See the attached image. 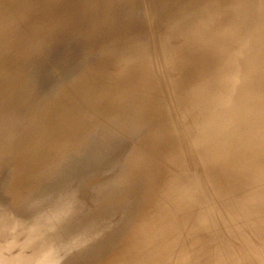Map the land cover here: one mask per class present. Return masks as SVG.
<instances>
[{
	"label": "rangeland",
	"instance_id": "rangeland-1",
	"mask_svg": "<svg viewBox=\"0 0 264 264\" xmlns=\"http://www.w3.org/2000/svg\"><path fill=\"white\" fill-rule=\"evenodd\" d=\"M0 9V32L29 42L25 75L0 77V264H43L55 247L58 260L44 264H264V0H0ZM12 45L0 44L4 57L16 56ZM124 52L138 57L117 62ZM13 74L25 85L7 86ZM56 114L77 141L55 135L51 150L36 149ZM56 232L71 235L70 248Z\"/></svg>",
	"mask_w": 264,
	"mask_h": 264
},
{
	"label": "bare ground",
	"instance_id": "bare-ground-1",
	"mask_svg": "<svg viewBox=\"0 0 264 264\" xmlns=\"http://www.w3.org/2000/svg\"><path fill=\"white\" fill-rule=\"evenodd\" d=\"M3 2H4V1H3ZM21 2H22V1H21ZM1 3H2V2H1ZM30 3H31V2H30ZM35 3H36V2H35ZM41 3H42V2H41ZM68 3H69V2H68ZM94 3H96V2H94ZM6 4H7V3H6ZM6 4H5V5H6ZM18 4H19V3H18ZM38 4H39V3H38ZM97 4H99V6H97V7H100L101 9H104V8H105L104 6H103L104 8H102V6H100V5H102L101 3L97 2ZM97 4H96V5H97ZM203 4H204V3H203ZM12 5H13V4H12ZM93 5H94V4H93ZM103 5H104V4H103ZM195 5H196V4H195ZM1 6H2V5H1ZM10 6H11V5H10ZM33 6H35V5H33ZM36 6H38V5H36ZM41 6H42V5H41ZM48 6H49V5H48ZM63 6H64V4H63ZM19 7H20V5H19ZM27 7H28V6H27ZM31 7H32V6H31ZM39 7H40V5H39ZM93 7H94V6H93ZM57 8H59V7H57ZM209 8H210V7H209ZM1 9H2V8H1ZM1 9H0V10H1ZM52 9H53V8H52ZM101 9H98V10H101ZM207 9H208V8H207ZM2 10H3V9H2ZM25 10H26V9H25ZM45 10H46V12H47V9H45ZM63 10H64V9H63ZM19 11H20V10H19ZM21 11H22V9H21ZM43 11H44V10H43ZM49 11H50V10H49ZM53 11H54V10H53ZM211 11H212V10H211ZM0 12H1V11H0ZM6 12H7V11H6ZM16 12H17V11H16ZM16 12H15V13H16ZM29 12H30V11H29ZM50 12H51V11H50ZM60 12H62V11H60ZM212 12H214V11H212ZM0 14H1V13H0ZM16 14H17V13H16ZM55 14H56V13H55ZM12 15H13V14H12ZM41 15H42V14H41ZM41 15H40V16H41ZM27 16H28V15H27ZM35 16H36V15H35ZM37 16H38V14H37ZM45 16H46L47 18L50 17V16H48V15H45ZM209 16H210V15H209ZM2 17H3V16H2ZM212 17H213V16H212ZM3 18H4V17H3ZM47 18H44V20L47 19ZM74 18H75V17H74ZM1 19H2V18H1ZM5 19H7V18H5ZM8 19H9V18H8ZM30 19H31V18H30ZM59 19H60V18H59ZM59 19H57V20H59ZM3 20H4V19H3ZM47 20H48V19H47ZM70 20H72V19H70ZM209 20H211V19L209 18ZM45 21H46V20H45ZM68 21H69V20H68ZM211 22H212V21H211ZM2 23H3V22H2ZM5 23H6V22H5ZM43 23H44V22H43ZM52 23H54V22H52ZM105 23H106V22H105ZM105 23H104V24H105ZM0 24H1V23H0ZM10 24H11V23H10ZM77 24H78V23H77ZM77 24H76V25H77ZM107 24H108V22H107ZM48 25H49V24H48ZM84 25H86V24H84ZM0 26H2V25H0ZM7 26H8V25H7ZM74 26H75V25L73 24V27H74ZM90 26L92 27V25H90ZM104 26H105V28H106V24H105ZM49 27H52V26L49 25ZM70 27H71V26H70ZM73 27H72V29H73ZM91 27H88V28H91ZM88 28H86V29H88ZM144 28H145V27H144ZM86 29H84V30L86 31ZM1 30H2V31L0 32V39H1L0 42H1V43L8 42L9 39H10V42L13 43L12 48H15V51H16V52H15V51H14V52L16 53V56H17V60H16L15 64H14V65H9V60L15 58L16 56H13V55H12V57H9V56L4 57V56H6V55H4V54H6V51H3V47H4V46L1 47V49H0V54H1V56H2L3 58L0 59V64H1V65H0V68H2L4 71H3V73H0V77L2 76V78H3L4 76L6 77V76L8 75V72H7L8 69H9V71H10L11 74H12L13 72L15 73V71L17 72V71H19V70L21 69V67H22V66H21V63L24 62L23 60H25V59L28 58V47H29V46L27 47V45L29 44V42H28V43H26V42L24 43L23 41H21V38H22L21 35H18V36H20L21 38H18V37L16 36V34H14V33H13V34H14V35H13L12 32H14V31H13L12 28H10V27H7V28H6V26H5V29H1ZM17 30H18V29H17ZM45 30H46V29H45ZM45 30L43 29V31H45ZM76 31H77V29H76ZM76 31H74V33H75ZM96 31L98 32V30H95V33H96ZM81 32L85 33L84 31H80V32L78 33L79 36H80ZM145 32H146V31H145ZM60 33H61V32H60ZM141 33H142V32H140V34H141ZM76 34H77V33H76ZM76 34L74 35V37L78 35V34H77V35H76ZM86 35H88V34H86ZM11 37H12V38H11ZM74 37H72V38L74 39ZM89 37H91V36H89ZM89 37H88V38H89ZM142 37H143V36H142ZM80 38H81V37H80ZM80 38H78V39H80ZM73 39H71V41H72ZM86 39H87V38H86ZM90 40H94V39H91V38H90ZM101 40H102V39H101ZM42 41H43V40H42ZM49 41H51V40H49ZM75 41H76V40H75ZM77 41H79V40H77ZM95 41H96V40H95ZM141 41H142V40H141ZM22 42H23L24 44H23ZM80 42H81V41H79V43H80ZM82 42H83V41H82ZM84 42H85V41H84ZM102 42L104 43L105 41L103 40ZM102 42H101V45H102ZM1 43H0V44H1ZM68 43H69V42H68ZM72 43H74V41H73ZM79 43H76V44H79ZM98 43H99V42H98ZM107 43H109V42H107ZM107 43H106V44H107ZM134 43H135V42H134ZM80 44H82V43H80ZM95 44H97V43H95ZM135 44H136V43H135ZM142 44H143V43H142ZM6 45H7V44H6ZM116 45H117V44H115V46H116ZM8 46H9V45H7V47H8ZM73 46H74V44L72 45V47H73ZM84 46H85V45H84ZM115 46H112V47L116 48ZM142 46H143V45H142ZM142 46H140V47H142ZM75 47H77V45H75ZM79 47H80V46H79ZM87 47H88V46H87ZM102 47H103V46H101V48H102ZM107 47H108L107 49L109 50V49H110V48H109V45H107ZM144 47H145V44H144ZM150 47H151V44H150ZM58 48H59V47H58ZM91 48H93V47L91 46ZM91 48H90V49H91ZM96 48H97V47H96ZM101 48H99V49H101ZM114 48H111V50L113 51ZM55 49H56V48H55ZM68 49H69V47H68ZM74 49H75V48H74ZM81 49H83V48L81 47ZM90 49H89V52H90V51H91V52H94V51H93L94 49H91V50H90ZM99 49H97V50H99ZM107 49H106V50H107ZM139 49H140V48H139ZM142 49H143V48H142ZM142 49H141V50H142ZM111 50H109V51H111ZM115 50H116V49H114V52H115ZM144 50H145V49L142 50L143 53H144ZM152 50H153V47H152ZM152 50H151V52H152ZM52 51H53V50H52ZM66 51H68V50H66ZM74 51L77 52L78 49H77V50H74ZM82 51H84V49H83ZM118 51L122 52L121 50H118ZM142 51H141V54H143ZM33 52H34V50H33ZM96 52H98V51H96ZM104 52H105V50H104ZM114 52H113V53H114ZM50 53H51V52H50ZM60 53H61V52H60ZM60 53H59V54H60ZM62 53H63V51H62ZM77 53H78V52H77ZM100 53H101V52H100ZM115 53H117V54H116V56H117V55H118V52H115ZM126 53H129V52H126ZM126 53L124 52L123 54H121V57H122V58L119 57V58H117L118 60L116 59V61L118 62L119 59H120V60L123 59V60L126 61V62L129 61V60H127V59H126V60L124 59V58H125L126 56H128V55L130 56V53H129L128 55H126ZM134 53H135V51H134ZM138 53H139V52H138ZM11 54H13V53H11ZM11 54L9 53V55H11ZM17 54H18V55H17ZM63 54H64V53H63ZM71 54H72V52H71ZM79 54H80V53H79ZM124 54L126 55L125 57L122 56V55H124ZM146 54H147V53H146ZM146 54H145V55H146ZM151 54H152V53H151ZM50 55H51V54H49L48 56H50ZM57 55H58V54H57ZM61 55H62V54H61ZM67 55H68V53L66 54V56H67ZM80 55H81V54H80ZM80 55H79L78 57H80ZM131 55H132V56H130L129 58L127 57L128 59L131 60V61H129V63H130V62L133 63V61H132L131 58L134 57V56H136L135 54H134V56H133V54H131ZM139 55H140V53H139ZM152 55H153V54H152ZM71 56L73 57V54H72ZM82 56H83V55H82ZM141 56H142V55H141ZM29 57H30V56H29ZM78 57H77V58H78ZM83 57H84V56H83ZM113 57H114V56H113ZM136 57H138V56H136ZM152 57H153V56H152ZM0 58H1V57H0ZM43 58H44V56H43ZM43 58H41V59H43ZM77 58L74 56V60L77 59ZM84 58H85V57H84ZM140 58H141V57H140ZM147 58H148V57H147ZM41 59H39V61H40ZM78 59H81V60H82V58H78ZM138 59H139V58H137V59H135V60L137 61ZM143 59H144V58H141V59H139V60H143ZM135 60H134V61H135ZM148 60H149V58H148ZM10 61H11V60H10ZM22 61H23V62H22ZM44 61H45V59H44ZM79 61H80V60H79ZM85 61H86V59H85ZM110 61H111V60H110ZM114 61H115V60H114ZM124 61H123V62H124ZM152 61H153V60H152ZM50 62H51V61H50ZM52 62H53V60H52ZM75 62H76V61H74V64H75ZM89 62H90V61H88L87 63H89ZM143 62H144V61H143ZM29 63H30V62H28V66L30 65ZM87 63H86V64H87ZM91 63H92V62H90L89 65H91ZM121 63H122V62H121ZM129 63H127V64H129ZM153 63H155V61H154ZM26 64H27V63H26ZM26 64H25V66H23L24 68L27 67ZM52 64H53V63H52ZM57 64H58V63H57ZM106 64H107V63H106ZM106 64L104 63V65H106ZM127 64L125 63L124 65L127 66ZM130 64H131V63H130ZM140 64H141V62H139V65H140ZM39 65H40V63H39ZM70 65H71V64H70ZM89 65H87V66H89ZM122 65H123V64H122ZM122 65H121V66H122ZM136 65H137V63H136ZM55 66H56V64H55V61H54V67H55ZM60 66L62 67V66H64V65H60ZM73 66H74V65H73ZM73 66H71V67L69 68V69H70V72H69V73H68L69 69H67L68 71H66V72H67L68 74H71V73H72L71 70H75V69L77 68L76 65H75L76 68L73 69V68H72ZM114 66H119V65H114ZM126 66H125V67H126ZM153 66H155V65L153 64ZM32 67H33V66H32ZM41 67L43 68L44 66H41ZM41 67H40L39 71H41ZM50 67H51V66H50ZM68 67H69V66H68ZM91 67H92V66H90L89 68H91ZM101 67H102V66H101ZM30 68H31V66H30ZM52 68H53V67H51V69H52ZM57 68H59V67L57 66ZM62 68H63V67H62ZM65 68H67V66H65ZM71 68H72V69H71ZM113 68H114V67H113ZM115 68H117V67H115ZM115 68H114V69H115ZM122 68H123V67H122ZM158 68H159V67H158ZM22 69H23V68H22ZM43 69H45V67H44ZM43 69H42V70H43ZM135 69H139V68H135ZM135 69H133V72L135 71ZM25 70H26V71H24V70L21 71V70H20L19 73H21V74L24 76V75H25V72H27V69H25ZM55 70H56V69H55ZM55 70H54V71H55ZM59 70H60V68H59ZM59 70H58V71H59ZM63 70H64V68H63ZM63 70H62V71H63ZM76 70H77V69H76ZM115 70H117V69H115ZM129 70H130V69H129ZM155 70H156V69H155ZM11 71H12V72H11ZM28 71H29V69H28ZM52 71H53V70H52ZM54 71H53V72H54ZM79 71H82V70H79ZM123 71H124V70H123ZM130 71H132V70H130ZM130 71H128V73H130ZM5 72H6V74H5ZM45 72H46V71H45ZM56 72H57V71H56ZM74 72L76 73V71H73V73H74ZM84 72H85V71H84ZM114 72H115V74H116V71H114ZM114 72H113V73H114ZM161 72H162V71H161ZM10 73H9V76H10V77L7 76V77H9V79L11 78ZM23 73H24V74H23ZM54 73H55V72H54ZM64 73H65V71H64ZM77 73H78V72H77ZM82 73H83V72H82ZM111 73H112V72H111ZM123 73H124V72H123ZM126 73H127V72H126ZM128 73H127V75H126V74H124V75H125V76H128ZM21 74H20V75H21ZM52 74H53V73H52ZM52 74H47L46 76L49 77V75L51 76ZM80 74H81V72H80ZM80 74H79V75H80ZM13 75H15V74H13ZM13 75H12V76H13ZM20 75H15V76H13V77H12V78H13L12 81L15 80L17 76H20ZM53 75H54V74H53ZM56 75H57V74H56ZM59 75H60V73H59ZM72 75H73V74H72ZM81 75H82V74H81ZM109 75H111V74H109ZM121 75H122V74H121ZM121 75H120V76H121ZM130 75H131V74H130ZM133 75H134V73H133ZM157 75H158V74H157ZM157 75H156V76H157ZM36 76H37V75H36ZM36 76L34 77V79H36V81H37ZM40 76H42V75H40ZM40 76H39V77H40ZM57 76H58V75H57ZM57 76L54 75V78L57 77ZM62 76L64 77V76H66V75H63V74H62ZM73 76H74V75H73ZM112 76H113V75H112ZM120 76H118V78H120ZM122 76H123V75H122ZM7 77H6V78H7ZM52 77H53V76H52ZM60 77H61V76H60ZM66 77H67V76H66ZM68 77H69V75H68ZM71 77H72V76H71ZM71 77H69L70 79H68V78H67V79H68V80H72ZM76 77H77V76H76ZM78 77H79V76H78ZM115 77H116V75H115ZM115 77L113 76V78H115ZM128 77H130V76H128ZM2 78H0V79H2ZM6 78H5V79H6ZM21 78H22V79H21L22 81H23V78L26 79V77H21ZM58 78H59V76H58ZM64 78H65V77H64ZM73 78H75V76H74ZM130 78H132V76H131ZM133 78H134V77H133ZM9 79H8V80H9ZM17 79H18V81H20V83L22 82L21 80H19V78H17ZM17 79H16V80H17ZM34 79H33V80H34ZM50 79H51V77H50ZM55 79H56V78H55ZM55 79H53V80L51 79V80H52V81H55ZM67 79H66V80H67ZM3 80H4V78L2 79V81H3ZM16 80H15V81H16ZM38 80H39V79H38ZM41 80L45 81V80H48V79H47V77H46V79H45V78H44V79H40V81H41ZM51 80H50V81H51ZM58 80H59V79H58ZM58 80H57V81H58ZM66 80L64 79L62 82L66 81ZM79 80H82V79H79ZM122 80H124V79H122ZM122 80H120V81H122ZM127 80H128V79H127ZM9 81H10V80H9ZM77 81H78V80H77ZM114 81H115V80H114ZM124 81H126V79H125ZM48 82H49V80H48ZM48 82L46 81L47 84H48ZM59 82H60V81H59ZM107 82H108V83H107ZM107 82H106V83L109 85V81H107ZM116 82H117V80H116ZM118 82H119V81H118ZM4 83H5V82H3V84H4ZM15 83H16V84H14V81H13V83L10 82V83L8 84V81H7V86H10V87L12 88V86L14 87V85H17V84H18L17 82H15ZM35 83H36V82H35ZM37 83H38V82H37ZM57 83H58V82H57ZM66 83H67V81H66ZM90 83H91V82H90ZM129 83H130V81H129ZM136 83H137V82H136ZM1 84H2V82H1ZM3 84H2V85H3ZM13 84H14V85H13ZM23 84L25 85V83H23ZM23 84H21V85H23ZM39 84H42V81H41V83H39ZM53 84H54V83H53ZM60 84H61V83H60ZM64 84H65V83H63L62 85H64ZM74 84H77V83H74ZM74 84H73V85H74ZM79 84H81V83H79ZM21 85L19 84V86H21ZM35 85H36V84H35ZM35 85L33 86L34 88H35ZM70 85H71V84H70ZM73 85H72V86H73ZM118 85H119V84H118ZM133 85H134V84L131 85V83H130V85H129L130 88H132ZM17 86H18V85H17ZM19 86H18V87H19ZM26 86H27V83H26ZM31 86H32V84H31ZM37 86H38V84H37ZM39 86H40V85H39ZM43 86H44V85H43ZM43 86H42V87H43ZM50 86H51V84H50ZM58 86H59V85H57V90H58V92H59V89H60V88H58ZM77 86H78V85H77ZM137 86H138V85H137ZM15 87H16V86H15ZM18 87H17L16 89H18ZM33 87H32V88H33ZM40 87H41V86H40ZM48 87H49V86H48ZM48 87H44V88L46 89V88H48ZM51 87H53V86H51ZM55 87H56V86H55ZM63 87H65V86H63ZM63 87H62V88H63ZM80 87H81V86H79V88H80ZM113 87H114V86H113ZM134 87H135V86H134ZM3 88H4V85H3ZM7 88H8V87H7ZM11 88H10V89H11ZM21 88H22V87H21ZM21 88H20V89H21ZM32 88L30 87V89H32ZM37 88H38V87H37ZM53 88H54V87H53ZM53 88H52V89H53ZM72 88H73V87H72ZM110 88L112 89V87H110ZM120 88H122V87H120ZM128 88H129V87H128ZM130 88H129V89H130ZM140 88H141V87H140ZM4 89H5V88H4ZM13 89H14V88H13ZM20 89H19L18 91H20ZM30 89H29V90H30ZM54 89H55V88H54ZM63 89H65V88H63ZM66 89H67V88H66ZM69 89H71V88L69 87ZM122 89H123V88H122ZM11 90H12V89H11ZM14 90H15V89H14ZM21 90H23V89H21ZM47 90H48V89H46V92H47ZM50 90H51V89H50ZM74 90H75V89H74ZM76 90H77V89H76ZM102 90H103V89H102ZM102 90H101V91H102ZM125 90H126V88H125ZM18 91H17V92H18ZM43 91H44V90H43ZM54 91H56V90H54ZM54 91H53V92H54ZM62 91H64V90H61V92H62ZM66 91H67V90H66ZM77 91H78V90H77ZM112 91H113V89H112ZM122 91H124V89H123ZM127 91H133V93H134V91H136V87H135L134 89H132V90H128V89H127ZM137 91H138V90H137ZM137 91H136V92H137ZM25 92H28V91H25ZM37 92H39V91L37 90ZM40 92H41V91H40ZM51 92H52V91H51ZM67 92H68V93H66L67 96L70 97V96L68 95V94H69V91H67ZM72 92H73V90H72ZM72 92H71V93H72ZM138 92H139V91H138ZM138 92H137V93H138ZM48 93H49V92H48ZM64 93H65V92H64ZM74 93H75V92H74ZM120 93H121V92H120ZM44 94H45V93H44ZM55 94H58V93H55ZM55 94H53V95H55ZM139 94H141V93H139ZM149 94H150V93H149ZM45 95H46V94H45ZM48 95H49V94H48ZM73 95H75V94H73ZM131 95L133 96L134 94H131ZM131 95H130V96H131ZM150 95H151V94H150ZM60 96H61V94H60ZM60 96H59V97H60ZM63 96H64V97H63ZM160 96H161V95H160ZM160 96H159V97H160ZM51 97H52V95H51ZM62 97L66 99V97H65L64 94L62 95ZM68 97H67V98H68ZM73 97H74V96H73ZM95 97H96V96H95ZM159 97H158V98H159ZM54 98H56V95L54 96ZM60 98H61V97H60ZM65 99H64V100H65ZM139 99H140V98H139ZM139 99H137V100H139ZM141 99H142V98H141ZM59 100H60V99H59ZM61 100H63V99H61ZM67 100H68V99H67ZM158 100H159V99H158ZM65 101H66V100H65ZM128 101H129V100H128ZM152 101H154V99H153ZM149 102H150V101H149ZM155 102H156V101H154V103H155ZM123 103H124V101L122 102V104H123ZM125 103H126V102H125ZM156 103H157V102H156ZM156 103H155V104H156ZM159 103H160V102H159ZM57 104H58V103H57ZM141 104H142V103H141ZM155 104H154V106H155ZM58 105H59V104H58ZM134 105H135V104H134ZM139 105H140V104H139ZM147 105H148V104H147ZM1 106H2V105H0V108H1ZM124 106H125V105H123V107H124ZM150 106H151V105H150ZM158 106H159V105H158ZM144 107L146 108V106H144ZM3 108H4V107H3ZM3 108L0 109V112L2 111ZM59 108H60V107H59ZM152 108H153V107H152ZM128 109H129V110H133L135 113L138 112V110H137V112L135 111L136 108H135V106H133V105L130 106ZM128 109H127V110H128ZM142 109H143V108L141 107V109H140V111H139L140 114H142V111H141ZM156 109H158V108L156 107ZM107 110L109 111V109H107ZM127 110L124 109L125 112H126ZM153 110H154V109H153ZM101 111H103V110H101ZM143 111H144V110H143ZM147 111H148V110H147ZM3 112H4V111H3ZM3 112H2V113H3ZM74 112L76 113V111H74ZM104 112H105V110H104ZM115 112H116V111H115ZM150 112H152V111L150 110ZM155 112H156V111H155ZM2 113H0V116L3 115ZM120 113H121V112H120ZM127 113H128V112H127ZM131 113H132V112H131ZM135 113H132V114L134 115ZM139 113H138V114H139ZM152 113H153V112H152ZM57 114H58V113H57ZM57 114H56V115H57ZM118 114H119V113H118ZM138 114H137V115H138ZM56 115H55V116H56ZM133 115H132V116H133ZM148 115H149V114H148ZM160 115H161V114H160ZM67 116H68V115H67ZM67 116H65V118H66ZM108 116H110V115H108ZM117 116H118V115L116 114V117H117ZM129 116H131V114H130ZM141 116H143V115H141ZM158 116H159V115H158ZM4 117H5V116L3 115V117H0V119H3ZM56 117H57V119H58L59 121H58V120H57L58 122L55 121V122H54L55 125H56V122H57V124H58L59 122H62V121H63V118H62V116H61L60 114L57 115ZM112 117H114V116H112ZM125 117H126V116H125ZM149 117H150V116H149ZM149 117H148V118H149ZM60 118H61V119H60ZM114 118H115V117H114ZM119 118H120V116H119ZM127 118H131V117H128V115H127L126 119H127ZM140 118H141V117H140ZM140 118H139V119H140ZM144 118H145V117H144ZM150 118H151V117H150ZM156 118H157V117H156ZM101 119H104V118H101ZM98 121H99V120H98ZM100 121H101V120H100ZM126 121H127V120H126ZM0 122L5 123V122H3L2 120H1ZM34 122H35V121H34ZM63 122H64V121H63ZM95 122H96V121H95ZM134 122H135V121H134ZM143 122H144V121H143ZM2 123H0L1 126H2ZM65 123L67 124L66 121L64 122V124H65ZM99 123H100V127H101V124H102V123H101V122H99ZM136 123H137V121H136ZM136 123H135V124H136ZM140 123H141V122H140ZM104 124H105V123H104ZM193 124H194V123H193ZM3 125H4V124H3ZM51 125H53V124H51ZM55 125H53V126L50 128L51 131H47V133L44 134V139H45V140L42 141V143H43L42 146H40V145H39V146H36V147H37L36 149H40V150H43V151L46 150V149L51 150V148L55 145L54 142L56 141V140H55L56 137H58V138H59V137H62L65 141L68 142L67 144L70 143V142H69V141L71 140L70 137L73 136V132L71 131L72 128H67V129H65V126L63 125V123H61V124L59 123V126H57V125L55 126ZM98 125H99V124H98ZM140 125H141V124H140ZM49 127H50V126H49ZM62 127H63V128H62ZM134 127H135V126H134ZM125 128H126V126H125ZM91 129H92V128H91ZM94 129H95V128L93 127V130H94ZM95 130H96V132H97L98 127H97ZM41 131H42V130H41ZM57 131H58V133H57ZM67 131H68V132H67ZM3 132H4V131L2 130V132H0V134H1V133H2V135L5 134V132H4V133H3ZM90 132H91V131H90ZM123 132H124V131H123ZM93 133H94V134H90L89 137L92 136V135H95V132H93ZM86 134H89V132H88V133L86 132ZM55 135H56V137H55ZM96 135H97V134H96ZM118 135H119V134H118ZM118 135H115V136L113 137V141H114V142H113V145L115 146V148H119V146H121V143H119L121 140H120V138L118 137ZM74 137H76V136H74ZM89 137H88V135H87V137H85V138L88 139ZM92 137H93V136H92ZM120 137H121V136H120ZM128 137H129V136H128ZM108 138H109V136H106L104 139H105V140H108ZM59 139H61V138H59ZM72 139H73V140H71V144H72V143L74 144V143H75L74 141H77V140L74 139V138H72ZM79 139H80V138H79ZM87 139H84V141L87 140ZM102 139H103V138H102ZM54 140H55V141H54ZM93 140H94V139H93ZM58 141H59V140H58ZM72 141H73V142H72ZM84 141H83V142H84ZM88 141H89V139H88ZM91 141H92V140H91ZM27 142H28V140H27ZM59 142H60V141H59ZM97 142H98V140H97ZM106 142H108V141H106ZM106 142H105V143H106ZM65 143H66V142H65ZM84 143H87V142H84ZM62 144H63V143H62ZM67 144H66V145H67ZM73 144H72V145H73ZM106 144H107V143H106ZM23 145H25V144H23ZM57 145H58V144H57ZM72 145H71V146H72ZM27 146H28V145H27ZM30 146H32V143H30L29 147H30ZM91 146L93 147V145H91ZM25 147H26V145H25ZM69 147H70V146H69ZM95 147H96V146H95ZM26 148H27V147H26ZM45 148H46V149H45ZM66 148H67V147H66ZM80 148H81V146L79 147V149H80ZM24 149H25V148H24ZM54 149H56V147H55ZM60 149H62V148H60ZM93 149H94V148H93ZM108 149H109V148H108ZM57 150H58V149H57ZM47 152H48V151H47ZM80 152H82V151H80ZM91 152H92V151H91ZM71 154H72V153H71ZM72 155H73V154H72ZM49 156H50V154H46V152H44V154L42 155V158H43V160H46V159H49ZM78 156H80V155H78ZM67 157H68V156H67ZM31 161H32V160H31ZM39 165H40V164H39ZM104 166H105V165H104ZM104 166H103V167H104ZM106 167H107V166H106ZM44 168H45V166H44ZM101 168H102V166H101ZM51 169H52V168H51ZM45 173L47 174V171H46ZM73 175H74V174H73ZM92 175H93V174H92ZM92 175H91V176H92ZM49 176H50V175H49ZM96 176H97V175H96ZM50 177H51V176H50ZM111 177H113V176H111ZM92 179H93V178H92ZM107 179L109 180V178H107ZM107 179H106V180H103L102 182L107 183V182H106ZM48 180H49V179H48ZM50 180H51V179H50ZM90 181H91V180H90ZM43 183H44V182H43ZM99 185L101 186V184H99ZM102 185L104 186V184H102ZM25 187H26V186H25ZM105 187H107V186H105ZM49 188H50V187H49ZM103 188H104V187H103ZM57 189H58V188H57ZM99 189H102V188H99ZM45 190H46V189H45ZM42 191H43V190H42ZM94 191H95V190H94ZM97 191H98L99 193H100V192L102 193V191H99V190L96 189V193H98ZM21 192H22V191H21ZM56 192H57V191H56ZM54 193H55V192H54ZM38 194H39V193H38ZM13 195H14V194H13ZM16 195H17V193H16ZM24 197H26V196H24ZM12 198H13V197H12ZM16 198H17V197H16ZM21 201H22V199H21ZM8 202H9V201H8ZM27 202H28V201H27ZM27 202H26V203H27ZM66 202H67V201H66ZM80 202H81V201H80ZM7 204H8V203H7ZM78 204H79V203H78ZM81 204H82V203H81ZM81 204H80V205H81ZM61 205H62V204H61ZM15 206H16V205H15ZM30 206H31V205H30ZM5 208H7V207H5ZM32 208H33V207H32ZM43 208H44V207H43ZM109 208H111V207H109ZM65 209H66V208H65ZM100 209H101V208H100ZM115 209H116V208H115ZM39 210H40V208H39ZM111 210H113V208H112ZM105 212L108 213V212H110V210H109L108 212H107V211H105ZM106 213L103 214L101 218H104V217H106V216L109 215V213H108V214H106ZM35 214H36V213H35ZM95 214H96V213H95ZM95 214H94V216H95ZM98 214H99V213H98ZM43 215H45V214H43ZM92 215H93V214H92ZM104 215H106V216H104ZM96 216H98V215H96ZM96 216H95V217H96ZM20 219H21V218H20ZM20 219H19V220H20ZM69 219H70V218H69ZM81 219H82V218H81ZM88 219H89V218H88ZM93 219H94V218H93ZM33 220H34V219H33ZM47 220H48V219H47ZM21 221H22V220H21ZM58 221H60V220H58ZM81 221H82V220H81ZM81 221H80V222H81ZM85 221H86V219H85ZM113 222H114V221H113ZM118 222H119V221H118ZM40 223H41V220H40ZM44 223H45V222H44ZM35 224H36V223H35ZM80 224H81V223H80ZM20 225H21V224H20ZM43 225H45V224H43ZM81 225H82V224H81ZM81 225H80V226H81ZM39 226H41V225L39 224ZM66 226H67V225H66ZM83 226H84V224H83ZM21 227H22V225H21ZM86 227H87V226H86ZM103 227H105V226H103ZM103 227H102V228H103ZM53 228H54L53 231L55 232L56 227H53ZM95 228H96V227H95ZM95 228H94V229H95ZM13 229H14V228H13ZM16 229H17V228H16ZM31 229H32V228H31ZM33 229H34V228H33ZM57 229H58V228H57ZM57 229H56V231H57ZM91 229H92V228H91ZM38 230H39V229H38ZM50 230H51V229H50ZM58 230H59V229H58ZM88 230H89V229H88ZM17 231H18V229H17ZM23 231H24V230H23ZM51 231H52V230H51ZM51 231H49V233H50L52 236H54V233H52L53 231H52V232H51ZM60 231H61V230H60ZM60 231H57V232L59 233ZM66 231H68V229H67ZM102 231H104V230L101 229V233H102ZM42 232H43V231H42ZM57 232H56V233H57ZM93 232H94V231H93ZM97 232H98V231H97ZM18 233H19V232H18ZM47 233H48V232H47ZM56 233H55V234H56ZM58 233H57V237H59V236L62 237V236L66 233L68 238H67V239L65 238V241H63V243L66 242V243L70 244V243L67 241V240H69V238H70V236H71V235H68L69 233L65 232L63 235H61V233H60V234H58ZM94 233H95V232H94ZM41 234H42V233H41ZM91 234H92V233H91ZM104 234H107V231L103 232V235H104ZM44 235H45V234H44ZM58 235H59V236H58ZM84 235H85V234H84ZM84 235H83V236H84ZM89 235H90V234H89ZM12 236H13V235H12ZM49 236H50V235H49ZM55 236H56V235H55ZM55 236H54V237H55ZM65 236H66V235H65ZM90 236H91V235H90ZM16 237H17V236H16ZM61 237L59 238V239H61L60 241H62V238H61ZM86 237H87V235H86ZM86 237H85V238L83 237V239H85V240L88 239V238H86ZM100 237H101V234H100ZM104 237H105V235H104ZM107 237H108V236H107ZM12 238H13V237H12ZM41 238H42V237H41ZM109 238H110V237H109ZM56 239H57V238H56ZM56 239H54V241H55ZM63 239H64V238H63ZM70 239H72V238H70ZM83 239H81V240H83ZM100 239L102 240V238H100ZM104 239H106V238H104ZM42 240H43V239H42ZM42 240H41V241H42ZM47 240H48V239H47ZM81 240H78L77 242H80ZM85 240H84V241H85ZM11 241H12V239H11ZM69 241H70V240H69ZM71 241H73V240H71ZM87 241H91V240L89 239V240H86V242H87ZM92 241H93V240H92ZM104 241H105V240H104ZM23 242H24V241H23ZM32 242H33V241H32ZM48 242H49V241H48ZM73 242H76V241H73ZM77 242H76V243H77ZM99 242H101V241H99ZM56 243L59 244V241L57 240ZM56 243H55V244H56ZM66 243L62 244V242H60L59 245H60V246H61V245H63V246H67ZM76 243H75V244H76ZM80 243H81V242H80ZM84 243H85V242H84ZM45 244H46V243H45ZM55 244H52L51 246L55 247V246H56ZM72 244H73V243H72ZM72 244H70V245H72ZM75 244H74V245H75ZM78 244H79V243H78ZM54 245H55V246H54ZM102 245H103V243H102ZM40 246H41V245H40ZM57 246H58V245H57ZM78 246H80V245H78ZM96 246H97V244H96ZM53 247H52V248H53ZM58 247H59V246H58ZM67 247L70 248L71 246H67ZM76 247H77V246H76ZM43 248H44V247H43ZM50 248H51V247H50ZM50 248H49V250H51ZM65 248H66V247H65ZM65 248H64V249H65ZM94 248H95V247H94ZM46 249H47V248H46ZM60 249H61V248H60ZM75 249H78V248H75ZM75 249H74V251H75ZM82 249H83V248H82ZM47 250H48V249H47ZM56 250H59V248L56 249V247H55V250H54V251H53V249H52L53 253L56 252V254H57V251H56ZM61 250H63V249H61ZM65 250H66V249H65ZM65 250H64V251H65ZM78 250H80V249H78ZM86 250H87V249H86ZM64 251H62V252H64ZM69 251H70V250H69ZM15 252H16V251H15ZM77 252L79 253V251H77ZM77 252H76V253H77ZM4 253H5V252H4ZM4 253H3V254H4ZM6 253H7V252H6ZM45 253H46V252H45ZM53 253L51 252V253L47 254V255H48V258H46V259H49L50 257H51L52 259H54V257L56 258L57 256H53V255L55 254V253H54V254H53ZM58 253H59V252H58ZM65 253H66V252H65ZM72 253H73V251H72ZM74 253H75V252H74ZM78 253H77V254H78ZM8 254H9V253H7V255H8ZM50 254H52V256H51ZM56 254H55V255H56ZM70 254H71V253H70ZM5 255H6V254H5ZM47 255H46V256H47ZM0 256H2V255H0ZM8 257H9V256H8ZM62 257H63V256H62ZM20 258H22V257H20ZM51 258H50V260H52ZM8 259H9V258L6 259V263H7V260H8ZM11 259H12V258H11ZM46 259H45V262H44V263H46ZM3 260H5V258H2V261H3ZM27 260L30 261L29 259H27ZM27 260H26V262H28ZM31 260H32V259H31ZM56 260H58V258H56ZM56 260H55V262H56ZM0 261H1V260H0ZM10 261H11V260H10ZM43 261H44V260H43ZM47 261H48V260H47ZM48 262H52V261H48ZM48 262H47V263H48ZM53 262H54V260H53ZM55 262H54V264H55ZM0 263H1V262H0ZM9 263H10V262H9ZM28 263H29V262H28ZM42 263H43V262H42ZM44 263H43V264H44ZM11 264H12V262H11ZM24 264H26V263H24ZM81 264H82V263H81Z\"/></svg>",
	"mask_w": 264,
	"mask_h": 264
}]
</instances>
